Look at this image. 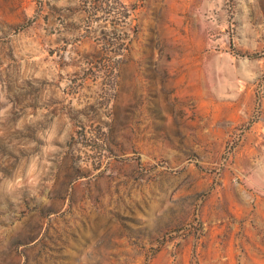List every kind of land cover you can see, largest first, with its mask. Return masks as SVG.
Masks as SVG:
<instances>
[{
  "label": "rangeland",
  "instance_id": "obj_1",
  "mask_svg": "<svg viewBox=\"0 0 264 264\" xmlns=\"http://www.w3.org/2000/svg\"><path fill=\"white\" fill-rule=\"evenodd\" d=\"M0 264H264V0H0Z\"/></svg>",
  "mask_w": 264,
  "mask_h": 264
}]
</instances>
